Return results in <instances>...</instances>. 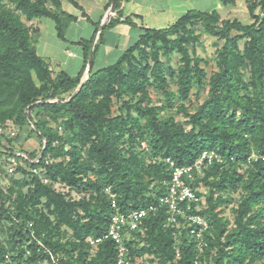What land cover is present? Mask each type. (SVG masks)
Returning a JSON list of instances; mask_svg holds the SVG:
<instances>
[{"label": "trees", "instance_id": "trees-1", "mask_svg": "<svg viewBox=\"0 0 264 264\" xmlns=\"http://www.w3.org/2000/svg\"><path fill=\"white\" fill-rule=\"evenodd\" d=\"M67 1L89 19L78 0ZM249 1L251 23L222 20L216 8L188 10L166 27H141L114 63L93 71L104 30L123 16V0H107L114 14L95 41L99 21L89 40L77 41L83 63L70 75L37 54L30 26L49 18L64 39L76 16L62 0H0V264H52L46 250L64 264H116L111 239L96 247L87 240L109 225L106 189L122 212L145 207L166 193L167 158L184 166L210 150L221 161L194 174L198 200L186 210L207 221L205 247H197L194 225L164 227L159 205L126 238L127 255L139 264H264V0ZM131 17L123 21L133 24ZM192 28L221 41L210 74ZM32 135L38 145L25 147ZM16 152L28 158L8 172L5 158Z\"/></svg>", "mask_w": 264, "mask_h": 264}, {"label": "built area", "instance_id": "built-area-1", "mask_svg": "<svg viewBox=\"0 0 264 264\" xmlns=\"http://www.w3.org/2000/svg\"><path fill=\"white\" fill-rule=\"evenodd\" d=\"M2 129L0 128V133ZM14 134L13 131L10 132V136ZM4 157V156H3ZM27 155L23 152H16L14 155H10L5 158L7 162L8 172H12L16 165H23L25 163L24 159H27ZM258 156L252 155L247 158L248 162L251 160H256ZM264 158V156H262ZM168 168L170 170V181L167 185L166 193L159 197L158 202L150 203L145 207L138 209H131L122 212L118 209L115 194L110 192L107 188L106 191L109 193L110 206L112 208V213L110 215V222L107 227L106 232L103 235L96 237H88L87 240L89 244L93 247L101 242L105 238L111 239L116 245V264H139L141 259H137L136 262H132L127 255L128 248L125 244L126 238H128L134 230L139 226L142 219L147 216L148 213L155 211L159 205L166 206L167 217L163 224L164 227L171 226L173 224L184 225L185 227L194 225L190 229L191 233H195L197 240V247L202 250L206 243L202 240L203 232L208 229L207 221L199 215L187 213L186 210L189 209V203L191 201H197L198 197L195 194L192 186L189 184L190 180L193 179L194 174L202 175L203 170L214 161H221V157L218 153L213 150L203 151L192 164L177 166L169 158L166 159ZM33 173L40 174L39 168H32ZM43 174H41L42 176ZM44 182H47L46 178H42ZM186 202V208L182 206V202ZM183 218L182 223L180 218ZM203 245V246H202ZM49 259L52 264H64L60 261V256H54L49 250ZM176 255L179 256V250L176 248ZM139 260V261H138ZM148 259H142L145 264H148Z\"/></svg>", "mask_w": 264, "mask_h": 264}, {"label": "crops", "instance_id": "crops-1", "mask_svg": "<svg viewBox=\"0 0 264 264\" xmlns=\"http://www.w3.org/2000/svg\"><path fill=\"white\" fill-rule=\"evenodd\" d=\"M107 0H103V5L100 8V12H98V16L95 19H92L89 15V13L85 10L83 12L88 16L89 19L86 18L84 14H82L81 11V16H80V21L85 20L86 22L83 25L84 26V32L86 35H83L82 30L78 32V34L75 36V40H70L64 34V39H60L57 36L55 26H51V35H54L55 37H58L60 40L64 41L65 43L63 45L59 44L52 46V41H49L45 38V30L43 31L44 28H46V23L44 25H41L39 27V24L41 23L40 20H37L38 22H35L34 19L30 21V24L32 27H34V23H36V26L34 27L35 30H37V38H36V52L38 55L44 57L46 60L49 61L51 68L57 71H67L68 65L71 61V58L78 57L81 59V63H83V53H82V44L77 41H87L90 39L92 36L96 22H101L105 18L109 7L105 10L104 6ZM197 1L199 0H123V3L121 5L122 13L123 16L120 19V22L110 25L107 28H111V32H108V35L110 38H116V35L119 36V34H127L128 36L126 37L125 42L123 45L119 46V43L114 40L110 41L107 38H105V30L103 33V41L102 43L99 44V46L96 49L95 55L93 57V63H92V70L96 71L100 67L106 65V63H103L104 59L105 61H109L112 64L114 63L123 50H125L127 47H129L133 41L136 39L138 34L140 33L141 27H152V28H162L166 27L172 22H174L179 16H181L183 13H185L188 10H211V9H199L196 6ZM220 2V1H219ZM204 0L200 2V4H205ZM78 9V8H77ZM214 9V8H212ZM217 9V8H216ZM80 10V9H78ZM66 11V10H65ZM113 12L109 15V18L107 21L110 19L111 16H113ZM133 14L138 15V17H133ZM132 16V21L133 24H129L127 22H124V17L126 16ZM79 19L78 16H76L75 21ZM34 20V21H33ZM106 21V23H107ZM105 23V24H106ZM163 25L162 27H159V25ZM30 25V26H31ZM89 25V26H88ZM83 28V27H82ZM100 29H98L94 41L96 40L98 33ZM76 44L80 49L78 52V55H75L76 53L72 54V51H69L68 48L65 46L66 44ZM71 52V53H70ZM91 56V55H90ZM89 56V57H90ZM82 64H80L77 72L81 69ZM90 66L86 67L84 70V77L86 71L88 72ZM83 77V78H84Z\"/></svg>", "mask_w": 264, "mask_h": 264}, {"label": "rangeland", "instance_id": "rangeland-1", "mask_svg": "<svg viewBox=\"0 0 264 264\" xmlns=\"http://www.w3.org/2000/svg\"><path fill=\"white\" fill-rule=\"evenodd\" d=\"M205 4H200V2H202V0H199V2L197 1L196 6L199 9H212V8H217L219 14H220V19H238L239 21H241L242 23H251L252 22V17L249 13L248 10V5L250 4L249 0H235L234 4H227L224 5L221 2H219V0H204ZM79 4L82 6V10H85L89 13L90 17L92 19L97 18L98 16V12H100V8L103 5V0H78ZM62 9L66 10L67 12L78 16L79 19L77 21L72 20L69 21L64 29V34H66V36L68 37V39L70 40H75V36L78 34V32L80 30H82L83 35H86V33L84 32V26L87 25H83L86 21H80V16H81V10H78L77 8H75L73 5H71L67 0H62ZM35 22H38L37 20H40V24L39 27L41 25H44V23H46V28L43 29V31L45 30V38L49 41H52V46H54V44L56 43V45H63L65 42L60 40L58 37H55L54 35H51V26L53 25L54 27V22L49 19V18H36L34 19ZM33 20V21H34ZM31 25V24H30ZM101 25V24H100ZM163 25L166 24H162L159 25V27H162ZM32 26V25H31ZM34 27L36 26V23H34L33 25ZM89 26V25H88ZM32 27V28H34ZM83 27V28H82ZM100 28V26H99ZM111 28H106L105 29V38H107L110 41H114L116 40L120 45H123V43L126 40V37L128 36L127 34L123 35V34H119V36L116 35V38H110L108 35V32H111ZM192 30H194L195 32H197V34H200L199 36V43L196 44V51L198 53L199 56H201L202 58H204L207 61V64H203V66L205 67L206 71L208 74L212 73L214 70H216V66H215V62H214V56L216 55L217 49L221 46V41L215 37V36H209L207 34H205L202 30L198 29V28H192ZM35 29L31 30V34L33 36V38H37V33L34 32ZM35 33V34H34ZM69 51H72L73 53H76L75 55H78L79 52V47L76 44L70 45L69 43L65 45ZM71 53V52H70ZM179 60V55L177 53H173L172 56L169 59V62L176 67L177 61ZM81 59H79L78 57H74L71 58V61L68 65V73L70 75H75V73L77 72L80 64L81 63ZM89 61V57L87 59V62ZM86 62V64H87ZM103 63H106V65H109L108 63H111L109 61H103ZM87 67V66H86ZM55 72V70H53ZM84 77V74H83ZM173 88H175V86H173ZM150 94L152 97H154V101H157L156 97L158 98V95H155V93L150 90ZM203 97L200 96L198 97L197 100L201 101ZM190 99L194 102H196V98L193 95H190ZM178 102L177 99H175V104ZM185 105H189V102L187 101L185 103ZM114 109L116 108V105L113 106ZM176 107H172L173 111L175 112ZM171 111V110H170ZM176 119L178 120V122H183L185 120V117L182 114H176ZM29 129L28 127H26V130ZM25 130V131H26ZM25 131H22V136L25 135ZM14 132H17V130H14ZM38 145V139L35 135L30 136V138H28L25 142H24V146L31 148V147H35ZM145 144L142 143L141 144V148H144ZM66 190V189H65ZM70 195L75 196V194L73 192L70 191V189H67ZM77 196V195H76ZM257 264H262L261 262L257 263Z\"/></svg>", "mask_w": 264, "mask_h": 264}, {"label": "water", "instance_id": "water-1", "mask_svg": "<svg viewBox=\"0 0 264 264\" xmlns=\"http://www.w3.org/2000/svg\"><path fill=\"white\" fill-rule=\"evenodd\" d=\"M112 9H113V6H112V4L110 5V7H109V9H108V12H107V14H106V16H105V18L103 19V21L101 22V25H100V30L104 27V25H105V23H106V21H107V19L109 18V15L112 13ZM89 62H90V57H89V61L87 62V67H89ZM87 71H86V73H85V79L88 77L87 76Z\"/></svg>", "mask_w": 264, "mask_h": 264}]
</instances>
